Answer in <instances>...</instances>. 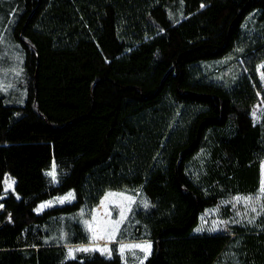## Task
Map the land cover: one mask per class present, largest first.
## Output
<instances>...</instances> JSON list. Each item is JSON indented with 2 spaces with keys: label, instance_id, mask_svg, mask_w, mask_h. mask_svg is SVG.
I'll list each match as a JSON object with an SVG mask.
<instances>
[{
  "label": "trees",
  "instance_id": "trees-1",
  "mask_svg": "<svg viewBox=\"0 0 264 264\" xmlns=\"http://www.w3.org/2000/svg\"><path fill=\"white\" fill-rule=\"evenodd\" d=\"M11 8L27 96L15 105L0 93V264H125L115 249L67 258V245L90 243L85 222L69 242H44L51 222L79 210L89 220L109 190L138 192L118 241L149 240L143 264H264V225L193 231L207 208L259 188L264 0ZM214 62L236 82H217ZM6 175L14 192L3 197ZM69 191L71 203L34 213Z\"/></svg>",
  "mask_w": 264,
  "mask_h": 264
},
{
  "label": "rangeland",
  "instance_id": "rangeland-1",
  "mask_svg": "<svg viewBox=\"0 0 264 264\" xmlns=\"http://www.w3.org/2000/svg\"><path fill=\"white\" fill-rule=\"evenodd\" d=\"M12 3L13 0H0V93L5 95L9 103L20 105L24 103L27 92L25 91L23 73V55L18 44L11 36L15 22L14 10L11 8ZM221 66V63L214 62L213 64V67L218 70L214 74L215 77L220 76L217 78V82L227 86H229L228 84L231 81L234 84L236 82L235 70L233 68L230 69L225 64H223V69ZM261 67L262 65L258 66V73L260 81L263 83L264 75H262ZM262 111L263 103L259 101L253 107L251 113L255 123L260 121L263 114ZM47 174L54 180L55 168L48 171ZM259 183V188L256 192L239 193L229 198L221 199L215 206L207 208L200 215L199 222L193 230L194 233L217 234L227 232L235 225L244 230L263 226L264 158L260 160ZM13 192L14 179L6 175L3 197ZM137 195L138 192L129 190L107 191L100 203L93 209L92 217L89 220H84L83 210L72 212L70 215H62L59 219H56V222H51L52 225L57 224L58 229L48 231L44 236V242H69L72 238L69 231L71 224L74 222H85L90 243L67 245V258L73 259L91 252L109 255L108 253L115 249L125 264H143L152 250V244L149 240L118 241L120 234L126 228L124 225L130 218ZM66 197L68 199H65ZM73 200V191H69L64 195L55 196L41 202L33 211L35 214L40 215L47 209L61 207L71 203ZM121 213L123 214L122 216ZM117 221H119L118 225L116 224ZM136 245L144 246L147 251L135 247Z\"/></svg>",
  "mask_w": 264,
  "mask_h": 264
},
{
  "label": "snow or ice",
  "instance_id": "snow-or-ice-1",
  "mask_svg": "<svg viewBox=\"0 0 264 264\" xmlns=\"http://www.w3.org/2000/svg\"><path fill=\"white\" fill-rule=\"evenodd\" d=\"M65 199H68V198L66 197ZM106 199H107V197H106ZM237 199H239V198H237ZM122 215H123V214L121 213V216H122ZM116 224L118 225V224H119V221H117ZM135 247H138V248H141V250H145V251H147V249H146L144 246H142V245H136ZM148 247H150V246H148ZM122 250H123V249H122Z\"/></svg>",
  "mask_w": 264,
  "mask_h": 264
}]
</instances>
